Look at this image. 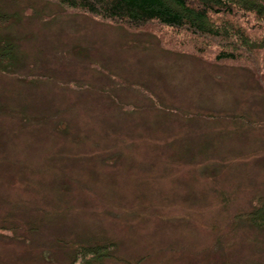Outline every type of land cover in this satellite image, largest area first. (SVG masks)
<instances>
[{"label": "rangeland", "instance_id": "1", "mask_svg": "<svg viewBox=\"0 0 264 264\" xmlns=\"http://www.w3.org/2000/svg\"><path fill=\"white\" fill-rule=\"evenodd\" d=\"M236 15L256 47L0 0L17 59L0 66V264H264V21Z\"/></svg>", "mask_w": 264, "mask_h": 264}, {"label": "trees", "instance_id": "2", "mask_svg": "<svg viewBox=\"0 0 264 264\" xmlns=\"http://www.w3.org/2000/svg\"><path fill=\"white\" fill-rule=\"evenodd\" d=\"M68 7L87 11L107 19L125 22L134 27H142L150 22L157 21L164 26L174 29H187L197 40L205 42L209 37H222L225 30V38L231 41L239 37L241 45L247 50L256 47L247 40V35L236 24L224 20L226 16L236 15L242 10L259 14L264 21V0H59ZM1 19V18H0ZM0 21V28H2ZM233 31L231 35L229 32ZM0 34V40H1ZM202 42V41H201ZM230 47L232 48L231 42ZM235 48H237L235 46ZM15 46L10 43L0 45V66L14 65L17 61L14 52ZM3 50V51H1ZM234 52L222 51L220 58H235ZM238 57V56H237ZM250 216H253L250 214ZM87 248L83 246L81 256H89L99 260L104 256L105 246ZM94 249L95 251H93ZM95 256V257H94ZM105 256H108L106 253Z\"/></svg>", "mask_w": 264, "mask_h": 264}]
</instances>
